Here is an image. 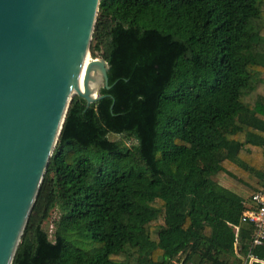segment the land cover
<instances>
[{"label":"trees","instance_id":"16d2710c","mask_svg":"<svg viewBox=\"0 0 264 264\" xmlns=\"http://www.w3.org/2000/svg\"><path fill=\"white\" fill-rule=\"evenodd\" d=\"M89 53L109 89L72 99L12 264H242L245 198L212 179L264 191L239 157L264 167V0H100Z\"/></svg>","mask_w":264,"mask_h":264},{"label":"water","instance_id":"95a60500","mask_svg":"<svg viewBox=\"0 0 264 264\" xmlns=\"http://www.w3.org/2000/svg\"><path fill=\"white\" fill-rule=\"evenodd\" d=\"M100 0H0V264H12L89 54Z\"/></svg>","mask_w":264,"mask_h":264},{"label":"built area","instance_id":"2783aa9c","mask_svg":"<svg viewBox=\"0 0 264 264\" xmlns=\"http://www.w3.org/2000/svg\"><path fill=\"white\" fill-rule=\"evenodd\" d=\"M261 186L264 190V177L261 180ZM242 206L240 222L249 224L253 228L247 243L248 251L242 257V264H264L252 254L254 249L261 247L264 243V191L251 194L247 200L243 201Z\"/></svg>","mask_w":264,"mask_h":264},{"label":"rangeland","instance_id":"374dc122","mask_svg":"<svg viewBox=\"0 0 264 264\" xmlns=\"http://www.w3.org/2000/svg\"><path fill=\"white\" fill-rule=\"evenodd\" d=\"M89 55H90V53H89ZM90 57H91V55H90ZM96 59L102 60L101 57H100V54L97 55ZM108 139L111 140V141H122L128 147L133 146V145H136V142L135 141H133V140H126L123 136H119V135H112L111 134V135L108 136ZM236 176H237V178L239 177L238 175H236ZM212 180L219 187H222V188L224 187V189L227 188V189H229V191L233 192L234 194H236L238 196H241L242 198H245L246 197L245 200L248 199L247 193H246L247 196L242 193V190L243 189H241V188L243 186H241L236 181H234L232 179H229V178L227 179V177H224V176L214 177ZM245 190H247V189H245ZM59 216H60V212H59L58 209L55 208L54 210H52L50 212L47 221L43 224V229L47 233L48 239L50 241L53 240L54 222L58 220ZM183 259H184V256L183 255L178 256L171 264H182ZM227 259H228V262H231L232 261V259H230V258H227ZM190 264H193V263H190ZM194 264H196V263H194Z\"/></svg>","mask_w":264,"mask_h":264},{"label":"bare ground","instance_id":"6f19581e","mask_svg":"<svg viewBox=\"0 0 264 264\" xmlns=\"http://www.w3.org/2000/svg\"><path fill=\"white\" fill-rule=\"evenodd\" d=\"M97 62L99 59H92L87 54L81 65L79 80L73 90V94H89V99L94 100L97 97L98 91L102 85L103 72Z\"/></svg>","mask_w":264,"mask_h":264},{"label":"crops","instance_id":"0c3cea01","mask_svg":"<svg viewBox=\"0 0 264 264\" xmlns=\"http://www.w3.org/2000/svg\"><path fill=\"white\" fill-rule=\"evenodd\" d=\"M239 157L243 160V161H245L247 164H249V165H251L252 167H254L255 169H257V170H264V167L259 163V162H257L256 160H254L253 158H251L249 155H247L246 153H244V152H242V153H240V155H239ZM224 188V187H223ZM225 189H227V188H225ZM241 189H243L242 190V193L244 194V195H246V193L248 192L247 190H245L243 187L241 188ZM227 190H229V189H227ZM245 190V191H244ZM248 195V196H247ZM247 197L249 198V193H247ZM241 197V196H240ZM246 198V197H245Z\"/></svg>","mask_w":264,"mask_h":264}]
</instances>
